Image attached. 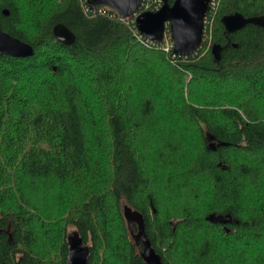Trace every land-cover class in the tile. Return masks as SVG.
Returning a JSON list of instances; mask_svg holds the SVG:
<instances>
[{"label":"trees","instance_id":"obj_1","mask_svg":"<svg viewBox=\"0 0 264 264\" xmlns=\"http://www.w3.org/2000/svg\"><path fill=\"white\" fill-rule=\"evenodd\" d=\"M218 1L183 56L87 0H0V27L35 50L0 55V264H66L72 231L89 264H147L126 205L165 264H264V27L222 22L264 0Z\"/></svg>","mask_w":264,"mask_h":264},{"label":"water","instance_id":"obj_2","mask_svg":"<svg viewBox=\"0 0 264 264\" xmlns=\"http://www.w3.org/2000/svg\"><path fill=\"white\" fill-rule=\"evenodd\" d=\"M91 8L103 7L121 18L136 16V27L141 35L155 43H162L169 26L174 42L173 53L177 55H192L201 47L204 38L205 18L210 11L212 0H162L163 5L157 11L140 12L144 0H87ZM6 15L8 9L4 10ZM222 22L227 32H234L252 23L264 27V15L245 17L241 13L226 15ZM53 34L58 41L71 45L76 40V34L64 23L53 27ZM223 46L216 43L212 54L219 62ZM13 57H31L35 54L34 47L7 33L0 27V55ZM210 147L216 149L215 142ZM125 217L131 235L138 245H142L141 255L147 264H165L160 253L156 251L146 233L145 216L139 210L125 206ZM217 221V220H216ZM225 221V220H224ZM137 226V230H135ZM69 257L66 264H89L90 246L87 245L78 231H72L68 236Z\"/></svg>","mask_w":264,"mask_h":264},{"label":"built area","instance_id":"obj_3","mask_svg":"<svg viewBox=\"0 0 264 264\" xmlns=\"http://www.w3.org/2000/svg\"><path fill=\"white\" fill-rule=\"evenodd\" d=\"M145 5L146 9H154V10H159L162 5H163V1L162 0H144L142 6ZM219 7V1L218 0H212L211 1V8L210 11L208 12L206 18H205V25H204V35L208 32H211L212 29V23H213V15L211 17V13H216L217 9ZM142 8V7H141ZM85 10L86 12L89 11H95L98 10L99 12H102L104 9L103 7L100 8H91L88 4L87 1V5H85ZM153 10V11H154ZM107 11V10H106ZM141 12V10L139 11V13ZM138 15V13L135 16V23H136V16ZM119 17V16H118ZM132 17V16H130ZM130 17H126V18H121V19H129ZM137 28V27H136ZM138 31V29H137ZM166 33V32H165ZM138 37L142 40V37H144L143 35H141L138 31ZM146 38V37H145ZM169 39L172 40V36L169 37ZM167 40L166 35L164 36V40L162 43H155L154 41H152L151 39L146 38V45H162V47L164 48L165 51L169 52L171 49L174 48V42L173 40L171 41V44L166 45L165 42ZM143 41V40H142ZM165 41V42H164ZM145 42V41H144Z\"/></svg>","mask_w":264,"mask_h":264},{"label":"rangeland","instance_id":"obj_4","mask_svg":"<svg viewBox=\"0 0 264 264\" xmlns=\"http://www.w3.org/2000/svg\"><path fill=\"white\" fill-rule=\"evenodd\" d=\"M209 34H210V32H209ZM165 35H166V37H167V40H166V42H165V44L166 45H168V44H171V39H169V37L171 36V32H170V30L168 31V32H166L165 33ZM208 37V36H207ZM211 38H212V36L210 35V37H208V43H207V46L209 45V43H211ZM143 45V44H142ZM212 218L214 219V220H217V221H224V220H226V218L225 217H217V216H212Z\"/></svg>","mask_w":264,"mask_h":264}]
</instances>
